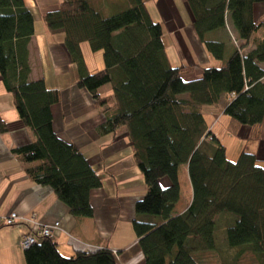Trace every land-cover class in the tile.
<instances>
[{
    "label": "trees",
    "instance_id": "obj_1",
    "mask_svg": "<svg viewBox=\"0 0 264 264\" xmlns=\"http://www.w3.org/2000/svg\"><path fill=\"white\" fill-rule=\"evenodd\" d=\"M130 1L129 8L107 17L88 0H65L43 23L51 33L64 35L63 44L81 76L78 87L87 89L106 117L103 132L127 129L133 160L147 187L132 222L143 264H214L209 253L217 249V218L223 214L235 220H228V253L221 264H264V157L246 143L232 161L227 146L209 130L205 114L225 98L229 104L223 114L233 137L248 126L252 141L264 127V35L253 41L264 27L255 15L264 0H188L198 39L224 63L177 68L168 61L162 25L151 19L144 0ZM227 16L237 33L236 46L228 37L208 38L226 32ZM34 23L23 0H0V80L20 121L36 136L12 154L21 164L38 163L27 170L32 182L50 187L73 218L89 219L94 216L91 192L103 182L78 147L54 130L52 107L61 100L59 92L44 79L30 78ZM252 42L255 48L246 51ZM82 43L102 52L103 70L89 74ZM106 86L111 88L107 96L101 93ZM8 130L0 114V133ZM183 166L188 168L192 202L179 214ZM163 178L169 179L168 186L162 185ZM56 239L26 249V264H119V252L107 246L77 249L65 257Z\"/></svg>",
    "mask_w": 264,
    "mask_h": 264
},
{
    "label": "crops",
    "instance_id": "obj_2",
    "mask_svg": "<svg viewBox=\"0 0 264 264\" xmlns=\"http://www.w3.org/2000/svg\"><path fill=\"white\" fill-rule=\"evenodd\" d=\"M23 1L35 17V36L29 43L32 68L30 78L33 81L44 79L49 89L59 92L61 100L52 107L54 130L63 140L78 147L101 177L103 185L91 192L90 203L94 216L89 219H75L70 215L68 205L63 204L50 187L32 182L27 170L39 164H21L12 154V149L31 144L36 136L20 121L12 96L4 90L0 80V114L9 126L8 132L0 133V217L17 212L21 217L36 220L45 226L59 222L61 229L55 232L56 242L61 254L68 258L77 249L90 251L107 246L119 252V264H143L144 258L139 251L138 238L132 222L136 217L135 205L146 195L147 187L143 173L133 160L132 143L128 138L127 129L121 126L115 133L103 132L101 126L106 122V117L103 111L94 105L87 89L78 87L81 76L63 44L64 35L51 33L43 23V17L48 12L58 10L65 0ZM88 1L107 17L131 6L130 0ZM187 1L144 0L151 19L162 25V40L171 65L175 68L181 66L177 53L178 50H184L192 61L189 65L210 66L213 64V57L198 39ZM255 15L258 23H264V4L256 5ZM226 27V32L212 33L215 39H211L223 40L228 37L232 40L231 44L236 46L238 37L230 16L226 17ZM258 33H262L263 37L264 27ZM255 35L254 38H257ZM254 48L250 45L246 51H253ZM88 52L89 45L82 43L84 60ZM104 67L101 56L96 58L93 69L87 65L89 74L103 70ZM261 67L264 68V64ZM197 75L200 73L197 72ZM101 93L110 95L111 88L106 86ZM220 102L217 105L222 113L219 117L215 116L217 114L214 113V107L206 109V113L213 117L212 121L215 120L214 124L211 123L213 126L207 123L212 132L224 115V108L229 104V100L225 98ZM223 123L224 129L228 131L229 118L224 119ZM258 133L257 138L250 141L251 128L245 126L235 139L243 148L247 143L253 153L264 157V127ZM214 134L222 142L218 134ZM226 134L230 135L229 131ZM229 140L231 142L232 138ZM261 165L264 166V162ZM187 171V166H183L189 197L183 207L179 208L181 201L177 204L176 211L179 214L184 213L192 202V189ZM162 184L168 186L170 182L166 180ZM123 231L129 235L128 243V235ZM20 234L21 230L17 227L0 225V264H26V250L20 247Z\"/></svg>",
    "mask_w": 264,
    "mask_h": 264
},
{
    "label": "rangeland",
    "instance_id": "obj_3",
    "mask_svg": "<svg viewBox=\"0 0 264 264\" xmlns=\"http://www.w3.org/2000/svg\"><path fill=\"white\" fill-rule=\"evenodd\" d=\"M261 34L262 33H258L257 35H255V36H257V38H254L253 41H256L258 38H263L261 36ZM209 37L210 38H214L213 34H210ZM87 45H89V44H87ZM251 45L255 47V43L254 42H252ZM86 54H87L86 57H85V61L87 63L86 65H88L89 68H91V69H93L95 67V61H96V58L98 56H101V58H103V54H102L101 51L93 52V51L90 50V46H89V52L86 53ZM177 54H178L179 60L181 61L180 63H182V64H184L186 66H189V64H192V61L190 60V57L188 56V54H186V52L184 50L180 51V52L178 50ZM212 60H213V64H210V66H205V67H211V66L219 67V66H221L224 63L223 61H218V60H215L214 58H212ZM96 71L98 72L99 70H96ZM214 108H215L216 112H220L219 111L220 110L219 107L216 106ZM205 114L208 115L207 113H205ZM212 118H213L212 116H209V115L206 116L207 123L209 125H211V126H213V124H214L213 122L215 121V120L212 121ZM224 119H227V116L222 115L221 116V120L218 122L219 125L217 124V122H215V124H217V125L214 127V130H215L214 132L216 134H218V136L222 140V143L227 146L229 158L232 161H236L239 158V156H240L239 154H240L241 150L243 149V147H242V144H240L238 142V140L235 139V137H232V135L230 133H229L230 135L226 134V133H228V131L226 129H224V123H223ZM211 123H213V124H211ZM229 138H232L231 142H230ZM179 179L181 181L180 182L181 183V189H180L181 190V196H180V201L181 202L179 201L180 202L179 208H180V207L184 206V204L188 201L187 198L189 197V189H188V185H187V180L184 177V173H183V168L182 167H181V170H180V173H179ZM162 180L165 182L166 180H169V179L168 178H163ZM162 185L166 186L165 184H162ZM217 220H218L217 229H216V231H217V233H216L217 249L215 251H213V252H210L209 254H211V263L221 264L225 260L224 258H221V257H225L224 255L226 253H228L227 252V247L225 245L227 243V241H226V232H227L226 229H227V226H228L227 224H228L229 221H231V220L233 221L235 219L233 217H230V215L227 216L226 214H223V215L219 216L217 218ZM14 227H16V226H14ZM14 227H12V228H14ZM123 233L125 235H128V233L126 231H123ZM126 240H127L126 243H128L129 235L127 236ZM212 255H213V257H212Z\"/></svg>",
    "mask_w": 264,
    "mask_h": 264
},
{
    "label": "built area",
    "instance_id": "obj_4",
    "mask_svg": "<svg viewBox=\"0 0 264 264\" xmlns=\"http://www.w3.org/2000/svg\"><path fill=\"white\" fill-rule=\"evenodd\" d=\"M0 225L7 227L16 226L21 230L20 247L23 250L36 245L40 241L55 236V232L60 230V223L53 225H42L33 219L21 217L17 212H13L9 216L0 217Z\"/></svg>",
    "mask_w": 264,
    "mask_h": 264
}]
</instances>
